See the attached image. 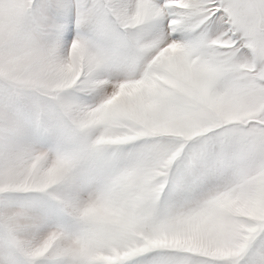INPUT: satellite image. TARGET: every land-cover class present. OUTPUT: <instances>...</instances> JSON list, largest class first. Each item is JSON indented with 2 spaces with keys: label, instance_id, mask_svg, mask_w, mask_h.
Wrapping results in <instances>:
<instances>
[{
  "label": "snow or ice",
  "instance_id": "6c2138e0",
  "mask_svg": "<svg viewBox=\"0 0 264 264\" xmlns=\"http://www.w3.org/2000/svg\"><path fill=\"white\" fill-rule=\"evenodd\" d=\"M0 264H264V0H0Z\"/></svg>",
  "mask_w": 264,
  "mask_h": 264
}]
</instances>
